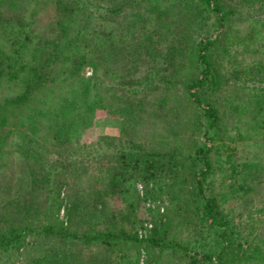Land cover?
Returning a JSON list of instances; mask_svg holds the SVG:
<instances>
[{
	"label": "trees",
	"instance_id": "16d2710c",
	"mask_svg": "<svg viewBox=\"0 0 264 264\" xmlns=\"http://www.w3.org/2000/svg\"><path fill=\"white\" fill-rule=\"evenodd\" d=\"M28 1L31 2L27 3ZM49 1L0 0V84L8 78L13 81L12 88L17 92L0 99L1 152L10 137L20 139L16 146L22 154L30 155L36 151L28 142L34 140L33 135L40 131V127L42 129L43 125L39 126L36 118L46 115V112L48 114L51 105L47 102L43 108L41 106L34 110L33 114L25 110L24 104L32 99L34 91L39 94L48 91L51 92L50 95H61L55 105V109L60 108V112L46 125L51 133L50 142L53 147H63L64 152L70 156H78L82 163L79 169L81 173L92 172V166H84L83 161L85 151L89 157L90 154H95V150L84 151L85 145L78 139L93 108L98 104L106 107L101 90H115L122 84L130 87L131 94L141 92L137 99L136 96L129 98L130 94L127 93L126 103L123 105V110L126 109L137 122L144 118L142 113L139 116L136 112L137 103L140 105L137 108L142 112L145 109L148 114L147 106L142 108L145 103L155 105L158 109L170 105L175 112L180 99L175 94L169 95L167 87H171L168 85L173 79L171 76L186 61L187 64L195 61L199 65L198 73L186 83L187 95L182 100L199 112L195 114L196 118L193 117L194 114L186 112V120L197 128L198 121L204 114L207 118L206 140L204 144L197 145L194 154L189 157L180 151H170V158L163 157V152L160 157L156 156L160 155L156 148L138 155L136 150L127 151L123 143L114 144V147L117 145L115 151L118 157L123 159L117 165L108 166L107 172L104 171V179H101L104 181L103 188H76L58 175L56 170L41 172L34 179L38 186L32 189L33 194L14 199H9L7 195L5 201L0 203V256H11L25 245L34 250V254L28 258L30 264H140V257L133 256L132 259L129 250V247L137 245L138 248L144 246L148 251L152 246L159 247V252L149 253L146 264H163L165 251L175 255L182 250L183 256L187 257V264H201L203 260L214 258L210 253L191 252L188 247L183 248L182 242L171 239L168 222L160 228H154L155 236H139L136 229L137 198L135 189L124 184L127 173L139 166L155 179L157 176L166 179L168 176L165 169L168 165L172 170L169 176L172 178V182H169L172 199L183 197L186 191H183L184 188L182 190V184L186 186L187 182H192L193 189L188 190L197 194L198 199L203 198L204 216L201 219L208 220L210 225L221 227L219 233L225 244L217 258L219 261L225 260L227 248L236 247L238 242L235 244L234 224L223 218L217 206V196L212 190L213 181L208 178L219 172V185L224 189L244 186V171L234 167L235 165L226 168L222 164L219 166L213 163V146L209 142L227 138L230 134L223 128V113L219 103L210 97H203L200 91L205 87L219 90L221 83L226 81L227 73L219 46L231 33L236 49L239 50L243 45L255 55L252 62H247L244 66L237 52L234 56L227 53L226 57L232 63L235 58L237 66L234 70L239 73L243 71L254 78L257 75L264 78V60L258 61L260 52L264 54V0H57L64 13L63 18L65 17L58 32L50 29L48 24L42 26L38 16L40 3ZM98 7L102 9V14L95 15ZM204 7L210 8L216 15L217 31L213 34L200 33L206 19ZM94 15L103 18L104 24L97 30H92L93 36L87 35L86 23ZM81 25L84 26L83 29L80 28ZM50 32H55L56 35L50 37ZM88 41H96L92 48L95 53L92 60L87 51ZM193 51L194 55L190 57ZM88 61L97 69L104 65L114 67V72L120 73L119 80L112 84L99 75H81V68ZM170 65L174 66L173 71H170ZM163 70L170 71L169 76L159 78V85L163 86L161 88L165 92L159 98L148 101L147 95H155L159 87L154 76L158 71L161 74ZM142 71L137 83L139 87L136 88L137 75ZM130 75H135V78ZM233 105L237 106L235 103ZM27 126L29 132L24 131ZM168 154L167 152L166 155ZM175 154L173 161L172 155ZM181 154L184 155L183 159L178 157ZM140 161L143 162L141 165ZM254 166L257 167L245 164L244 168L253 169ZM52 179L55 185L52 184ZM2 183L3 180L0 179V189L3 190ZM44 183L48 185L47 196L51 195V200H48L47 210L41 211L36 190ZM63 186L65 197L61 196ZM116 193L125 199L127 212H110L107 198H114ZM62 203H65L63 217L59 215ZM196 209L200 210L199 203ZM29 235L32 236L31 240L27 239ZM128 244L130 245L126 249ZM166 258L173 260L171 255Z\"/></svg>",
	"mask_w": 264,
	"mask_h": 264
},
{
	"label": "rangeland",
	"instance_id": "374dc122",
	"mask_svg": "<svg viewBox=\"0 0 264 264\" xmlns=\"http://www.w3.org/2000/svg\"><path fill=\"white\" fill-rule=\"evenodd\" d=\"M39 6L38 16H40L39 19L43 23L41 25L48 24L50 29L58 32L60 23L65 17L63 18L64 13L60 10L57 0H50L44 4L42 2ZM93 10L95 11L94 8ZM203 11L206 14V19L203 22L204 26L200 28V33L203 35L213 34L217 31L216 15L210 8L204 7ZM96 14H102L100 7L96 9ZM95 15L93 18H89L90 22L86 23L87 35H90L94 28L97 30L99 26L102 27L104 24V19ZM112 23L113 21L108 23V26ZM83 27V25L80 26L81 29ZM55 32H50V37L56 35ZM88 42H86L87 51L90 60H92V56H95L92 48L93 45L95 46L96 41ZM220 43L219 51L223 55L222 62L226 68L225 73H227L225 74L226 81L221 83L219 90H211L205 87V90L203 89L200 92L203 97H210L219 103V108L223 113V128L225 127L230 134L227 138L216 140L213 143L209 142V145L213 146L211 151L213 163L219 166L222 164L226 168L235 165L234 167L244 171L242 180L245 183L244 186L238 185L224 189L219 185V172L208 178L213 181L214 187L212 190L217 196V206L223 218L231 220L234 224L235 244L238 242L237 246L231 249L227 248L225 251L227 254H224L225 260H218L217 254L221 252V248L225 244L219 233L221 227L210 225L208 220L201 219V216H204L202 211L203 198L198 199L197 194L188 190V188L193 189L191 181L187 182L186 186L182 184V190L184 188L183 191H186V193H183V197L181 196L177 200L172 199V188L169 186V182H172V178L169 177L172 172L170 166L167 165L165 169L168 176L166 179H162L160 176L155 179L147 170L136 166L127 173L128 176L125 178L126 182L124 184L135 189L137 198L136 229L141 238L155 236L154 228H160L162 224L168 222L169 237L182 242L183 248L188 247L191 252L197 251L214 255V258L210 260L201 261V264H264V111H262L264 107L257 106V104L264 106V78L260 75L254 78L248 73L244 74L243 71L239 73L234 70V67L237 66V63H234L235 58L232 63V60L226 57L227 53L234 56L237 52L244 66L247 62H252L255 55L250 53L248 48L243 45L240 46L239 50L236 49L237 46L233 44L232 33L229 34L228 39ZM193 53L194 51L189 56L192 57ZM261 54L262 52L259 54L258 61L264 60V54ZM186 59L188 60V58ZM170 67V71H173L174 66L170 65ZM113 68L104 65L97 69L91 61H88L81 68V75L85 77L99 75L114 84V81L119 80L118 75L120 73L114 72ZM198 69L197 62L192 61L187 64L186 61L185 65L183 64L182 68L171 76L173 79L168 84L171 87H167V91L169 95L174 96L175 94V97L180 99L177 104L178 110L176 109L174 112L170 105H167L164 109H158L155 105L150 103L146 105L145 103L142 108L147 106L148 112L151 114L148 116L149 114L145 113V109L142 112L137 108L140 106L137 103L136 112L139 113V116L142 113L141 115L144 117L140 122L135 121L136 118L131 116L126 109L123 110L125 108L123 105L126 103L127 93L130 94L129 98L136 96L137 99L141 92L131 94L130 87H124L122 84L115 90H101L100 93L105 96L104 104L106 107L98 104L93 108L78 139L81 144L85 145L84 151L95 150V154H90L89 157L87 151H85L84 166L86 164L92 166V172L89 169V173L85 171L81 173V170H79L82 163L78 156H70L64 152L63 147H53L52 142H50L51 133L48 132L46 125L53 121V117L60 112V108L56 107L55 109V105H57L61 95H50L51 92L48 91L39 94L34 91L32 99L24 104L25 110L34 114V110L40 109L41 106L43 108L48 102L51 105L50 112L48 111V114L46 112V115H40L36 118L37 124L43 126L42 129L40 127V131L34 133V140L28 142V145L36 150L35 152L30 155L22 154L18 149L19 147L16 146L17 140H20L18 137H10L4 143L2 152L0 149V179L3 180V190L0 189V203L5 201L7 195L9 199H14L33 194L32 189L38 186L34 183V179L41 172H49V169L56 170L58 175L65 178L69 184L75 185L76 188L84 186L103 188L104 181H101V179H104L102 177L104 171L107 172L108 166L117 165L123 159L118 157L115 151L117 145L114 147V144L123 143L127 151L136 150L138 155H142L146 151H152L153 148H156L157 152L160 151V155L156 154L159 157L163 152V157L170 158V151H176V153L180 151L185 153L187 157L194 154L196 146L204 144L206 140L207 118L200 112L202 119L198 121L197 128L189 124L186 120V112L187 114H194L193 117L196 118L195 114L199 110L187 105L182 100L187 95L186 83L198 73ZM170 71L163 70L161 74L158 71L154 76L155 83L159 87L156 89L155 95L153 93V95H147L148 101L159 98L165 92L161 88L163 86L160 87L159 85V78L160 76H169ZM142 73L143 71L138 75L135 73L138 76L136 88L139 87L137 83H139V77ZM135 75L130 76L135 78ZM12 86L13 81L8 78L3 84H0L1 100L6 96H13L17 93ZM234 103L237 105L236 107L233 105ZM256 106L257 109L255 110ZM154 110L157 111L154 112ZM24 131L29 132L28 126L24 127ZM167 152L168 155H166ZM175 156L176 154L172 155L173 161ZM183 156L181 154L178 157L183 159ZM184 159L186 160V158ZM141 163L143 162L140 161V165ZM245 164L257 165V167L245 169ZM198 168H200L199 164ZM149 175L150 177H148ZM77 177L81 180L79 181ZM75 183H80V185ZM52 184L55 185L53 179ZM206 184L207 182H205V186ZM65 186L62 187V197H65ZM47 187L48 185L46 186L44 183L36 190L37 202H39L41 211L47 210L48 200H51L49 198L51 195L47 196ZM107 203L110 212L114 211L117 214L120 210L121 212H127L125 199L123 200L118 193L115 194L114 198L108 197ZM198 203L200 206L199 211L196 209ZM64 214L65 203H62L59 215L63 217ZM27 239L31 240L32 236L29 235ZM129 245H126V249ZM129 248L131 258L133 259V256L140 257V264L147 263L149 253L159 252V247L155 246L150 247L149 251L144 246L138 248L136 245V247L131 246ZM180 251L175 255L165 251L164 260L162 259L163 264H187V257L185 258L182 254L183 251ZM33 252L34 250H30L28 246L23 245L19 250L14 251L11 256L5 254L2 257L0 256V259L4 260L0 261V264H30L28 258L34 254ZM170 255L172 261L166 258V256L169 258Z\"/></svg>",
	"mask_w": 264,
	"mask_h": 264
}]
</instances>
